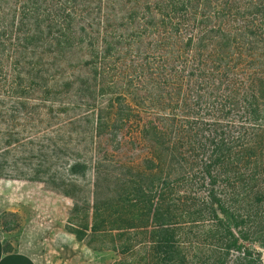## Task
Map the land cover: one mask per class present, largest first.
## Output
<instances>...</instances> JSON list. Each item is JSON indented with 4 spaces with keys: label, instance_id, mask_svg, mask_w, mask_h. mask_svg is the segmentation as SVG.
Masks as SVG:
<instances>
[{
    "label": "trees",
    "instance_id": "1",
    "mask_svg": "<svg viewBox=\"0 0 264 264\" xmlns=\"http://www.w3.org/2000/svg\"><path fill=\"white\" fill-rule=\"evenodd\" d=\"M0 177L109 264H264V0H0Z\"/></svg>",
    "mask_w": 264,
    "mask_h": 264
},
{
    "label": "rangeland",
    "instance_id": "2",
    "mask_svg": "<svg viewBox=\"0 0 264 264\" xmlns=\"http://www.w3.org/2000/svg\"><path fill=\"white\" fill-rule=\"evenodd\" d=\"M71 206L68 196L38 180L0 177V229L9 246L20 245L37 264L111 263L108 235L78 239L70 231Z\"/></svg>",
    "mask_w": 264,
    "mask_h": 264
},
{
    "label": "crops",
    "instance_id": "3",
    "mask_svg": "<svg viewBox=\"0 0 264 264\" xmlns=\"http://www.w3.org/2000/svg\"><path fill=\"white\" fill-rule=\"evenodd\" d=\"M30 254L20 245L9 248L0 229V264H37Z\"/></svg>",
    "mask_w": 264,
    "mask_h": 264
}]
</instances>
